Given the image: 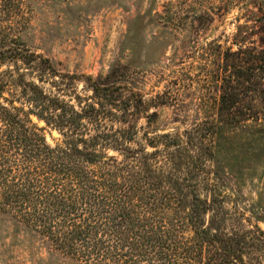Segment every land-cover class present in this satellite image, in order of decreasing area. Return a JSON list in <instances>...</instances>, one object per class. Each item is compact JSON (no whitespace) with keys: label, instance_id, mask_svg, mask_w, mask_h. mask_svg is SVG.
<instances>
[{"label":"trees","instance_id":"trees-1","mask_svg":"<svg viewBox=\"0 0 264 264\" xmlns=\"http://www.w3.org/2000/svg\"><path fill=\"white\" fill-rule=\"evenodd\" d=\"M29 20L23 0H0V213L78 264H264L263 230L227 207L210 166L219 124L264 114L244 95L264 107V47L243 56L257 66L229 80L216 120L143 143L135 119L156 112L130 73L63 72L22 40ZM47 128L62 136L54 145Z\"/></svg>","mask_w":264,"mask_h":264},{"label":"rangeland","instance_id":"rangeland-1","mask_svg":"<svg viewBox=\"0 0 264 264\" xmlns=\"http://www.w3.org/2000/svg\"><path fill=\"white\" fill-rule=\"evenodd\" d=\"M23 1L30 22L22 40L63 72L95 78L115 68L130 73L128 82L149 108L146 115L156 112L150 122L143 114L135 119L143 143L146 133H183L216 120L229 80L237 81V70L244 72L249 62L257 66L254 58L242 62L243 56L264 47V0ZM240 48L250 55H234ZM253 80L262 85L260 76ZM77 84L86 93L84 81ZM244 95L252 108L264 111L259 92ZM44 133L53 145L62 138L50 128ZM213 150L211 179L227 207L239 212L247 228L264 232V114L219 124ZM0 264L78 263L11 214L0 213Z\"/></svg>","mask_w":264,"mask_h":264}]
</instances>
